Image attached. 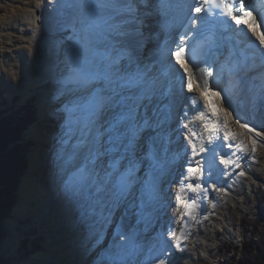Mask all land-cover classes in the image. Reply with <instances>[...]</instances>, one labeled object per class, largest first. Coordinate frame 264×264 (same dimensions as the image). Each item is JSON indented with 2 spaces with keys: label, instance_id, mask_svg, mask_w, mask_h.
Wrapping results in <instances>:
<instances>
[{
  "label": "snow or ice",
  "instance_id": "1",
  "mask_svg": "<svg viewBox=\"0 0 264 264\" xmlns=\"http://www.w3.org/2000/svg\"><path fill=\"white\" fill-rule=\"evenodd\" d=\"M41 3L42 0H36L37 7ZM186 6L190 25L186 32L203 37L209 46L211 65H196L200 73L197 86L206 106L208 96L213 95L232 107L231 99L213 91L226 74L237 94L253 93L252 106L264 110V32L254 17L253 23L242 31L250 30L258 44L249 40L245 47H240L228 35L231 31L239 36V31L230 29L229 22L252 15L255 5L246 0H189ZM173 7L174 0H60L61 27L70 30L72 37L65 49L66 68L57 81L55 97L59 101L56 112L63 121L55 153L58 189L74 206L89 243L102 246L101 264H174V250H185L188 237L184 233L179 237L175 231L150 235L155 231L156 209L171 163L167 129L172 119L173 91L168 76L172 74L180 81L186 76L187 90L193 91V70L185 59V41L189 36L181 35L171 51L167 42L159 44L153 30L154 21L166 17ZM38 20V16L31 19L33 36L39 28ZM260 23L264 24V16ZM218 28L222 29L219 34ZM222 56L226 59L221 64ZM172 59L183 74L179 69L173 71ZM213 67L218 73L215 82L209 79L214 76ZM69 92L74 98L65 103L63 97ZM29 103L31 111L22 141L30 147L34 161H38L51 113L38 97ZM193 104L199 108L196 99ZM199 115L204 119L205 112L200 111ZM241 119L236 120L241 130L264 141V130L257 131ZM215 127L223 129L225 141L239 137L227 123H217ZM250 140L255 153L258 141L253 137ZM236 148L248 151L242 139ZM192 149L195 155L194 144ZM235 155H221L220 163L226 168L239 167L232 159ZM187 172L185 179L203 175L199 163ZM239 175L246 173L241 171ZM184 188L181 182L177 201L181 200ZM187 188L207 191L202 183H189ZM195 205L196 199H192L188 215ZM109 233L111 239L106 243ZM149 240L153 243L148 248L150 255L145 257ZM13 242L17 247L23 245L19 236ZM33 255L28 264H52L44 250Z\"/></svg>",
  "mask_w": 264,
  "mask_h": 264
},
{
  "label": "rangeland",
  "instance_id": "2",
  "mask_svg": "<svg viewBox=\"0 0 264 264\" xmlns=\"http://www.w3.org/2000/svg\"><path fill=\"white\" fill-rule=\"evenodd\" d=\"M21 2V0H0V14L8 13L14 4L18 5L21 4ZM34 10H36V16L39 17L37 23L39 28L35 36H33L32 30L29 31L32 32L30 37L37 45L38 58L28 62V68L29 71L37 70L39 83H41L42 77L45 73V64L47 63L48 58L53 55V52L48 48L44 41V34L49 29L46 12L42 7L35 8ZM11 31L16 34H21L23 35V38H26L27 33L24 29L17 28ZM27 36L29 37V35ZM25 43L27 44V42ZM6 48L11 50L12 48H15V45H8ZM8 52L9 51L2 52L0 58L6 57ZM58 57L59 66L56 68L55 79H59L66 68V65H64L66 64V57L63 48L58 51L57 58ZM25 68V66H22V70H19L17 73L18 77H22L20 80L23 82L28 73ZM176 80L178 79L176 78ZM169 81L172 82L173 79ZM27 82H30V80ZM172 91V106H175V109L172 108L174 110L173 113L176 112L177 115H180V118L184 114H188V116L184 115L185 117H182L181 119L183 120L186 117H189L191 122L188 125L192 128L195 124L197 132L199 133V136H196L197 141L194 143L196 154H193V149H190L191 147L186 146L180 153L181 158L188 156L191 157L192 161L199 159V156L202 153L201 148L204 149L205 142H207V140L210 141V138L213 137L210 135L209 131L214 128L217 132L215 136L220 137L217 142L219 145H217V143L212 144L214 149L217 150L215 163L211 167L212 171H216L215 174L210 175L209 173H203V175L200 176L204 183V188L207 189L206 192H202V194L200 193L201 202H198L199 199L195 197L191 199L188 198L190 194L194 193L193 190L187 188V184L192 182L182 180L181 182H183L185 188L184 192L181 193V200L177 207L178 218H181V224H169L171 229L169 228L168 231L162 230V232L166 233L169 231H175L177 237H179L181 233H184L188 237L185 245V249L188 253L182 254L175 252L173 257L174 264H241V260L244 256L247 255L248 258H251V255L257 250L262 249L264 244V141H261V138L259 137L253 136V138L257 139L258 143L256 145L255 153L249 156L248 153L252 150V144L250 138L246 135L248 132L237 128L235 124L230 126V120L225 119L222 114L223 112L224 115H226L225 117L228 116L229 118L230 107H221L214 110L209 105L208 101L206 106V100L203 95H201L200 99H197L196 97L184 98L182 93H178V88H176L175 83H172ZM177 94L180 96L179 101L183 102L184 107L188 109L187 112L185 110V113L184 107H181V104L178 103L176 97ZM10 95L11 92L7 91V89H0V122H3L4 119L8 118L16 120V117H22L23 120H27V124L31 111V104L29 101L37 97L40 98L39 92H36L28 98H24V96L18 93L17 90L13 97ZM193 99L197 100L199 108H197L196 104H193ZM52 101L53 100L47 103L49 108L53 105ZM188 103H190V107L185 106ZM57 104L59 105V103H56V106L54 108L52 107L53 109H50L55 111L57 109ZM191 104H193V107H191ZM200 111L205 112L204 119L200 118ZM218 112L219 116H221L219 121L217 120ZM231 119L233 120L234 118ZM52 121L53 120L50 117L45 124V144L47 145V142H49L48 140H51L50 147H56L60 136L58 137L55 133L51 135V131L47 129V127L53 128L50 123ZM175 121L176 119L170 122L172 123ZM196 121L198 124H196ZM59 123H62L63 125L62 120H60ZM217 123H227L229 129L233 132L239 133L238 140H223V129H217L215 127ZM205 124L208 125L207 128H205ZM182 131H185L186 135L192 133L187 128ZM58 132L61 134L62 129L58 130ZM172 132L176 139L180 135L179 133L181 130L174 128V131ZM191 135H193V133ZM241 139L247 146V153L243 151L239 152L236 148V145L240 143ZM20 142H23L22 136ZM53 142H55V145ZM220 143H226V146L231 144L232 147L230 150H233L232 152L235 153L237 152L235 156H232L235 163L240 165L237 167V171L217 169L218 164H221V155L226 157V153H222ZM22 144L24 145V158L26 165L24 173L20 176V181L16 189L14 206L2 224L4 232L0 239V264H28L29 261L34 259L33 254L37 250L46 251L50 256V258L47 259L52 261V264H91L90 258L85 256L89 245L84 244L86 241L80 238L82 235L80 234L76 237H71V232L70 235H67L66 232H63L62 234L60 233L66 227V231H70L71 229L74 230V226L68 224V221L72 216L68 208V200L56 190L58 187L54 184V179L57 177V162L53 150L49 148L50 150L48 149L47 152H44L42 151L43 149H41L39 156L44 152L42 156V159L44 160L42 163L43 173L38 171L34 172L35 168L39 167V158L38 161H34L30 147L24 142ZM12 145L13 144H11L10 147ZM174 146H176V143H174ZM217 146L219 147L217 148ZM50 151H52V153H50ZM177 156H175V158H177ZM253 156L255 159H253ZM236 157H240V159L237 160ZM181 161L170 165L168 172H170L171 169H179L182 171L183 166L180 163ZM222 165L223 164L220 166ZM189 167L195 168L197 167V164L185 165V172H187ZM241 171L245 172L246 175L240 176L239 173ZM225 176L226 179H228L227 184H229V186L221 185V178H225ZM28 178L30 179L29 186L25 184L26 179ZM26 186L33 188L31 190ZM170 187L171 186L169 185L166 193L170 192ZM192 199H196V205L192 209L191 215H188V204L191 203L190 201ZM197 203H201L200 205L204 206L206 209L202 208L201 210ZM166 205L167 200H163L162 198L159 207L157 206L158 210L156 209V217L153 222L154 229L156 226H159L157 223V215L159 214V211L166 208ZM207 206L210 207L207 208ZM164 213L163 210L162 216ZM10 218L14 220L13 223H8ZM163 224L164 222L162 219L160 225L162 226ZM82 230L85 231V229ZM160 231L161 229H156L150 234L154 233L156 236L158 233H161ZM8 233L9 235L11 233L10 237H12V243L5 248ZM59 233L60 236L58 235ZM17 236L23 239L22 246H15L13 241ZM73 239H75V241L77 240L76 243L73 242ZM150 242L153 241L149 240L146 242L145 257L150 255L148 251V248L152 245ZM97 264H101V260H99Z\"/></svg>",
  "mask_w": 264,
  "mask_h": 264
},
{
  "label": "bare ground",
  "instance_id": "3",
  "mask_svg": "<svg viewBox=\"0 0 264 264\" xmlns=\"http://www.w3.org/2000/svg\"><path fill=\"white\" fill-rule=\"evenodd\" d=\"M21 1H22L21 4H18V5L14 4L8 13L0 14V54L4 51L5 52L9 51L8 54L6 55V57L0 58V89H7V91L11 92V95H10L11 97H13L16 94V90L18 93L22 94L24 96V98H28L29 96L35 94L36 92H39L41 100L44 101L46 104L49 101L51 102V100H53L52 101L53 105L50 106V108L53 109L56 106V103H59V101L57 99H55V97H57V88H58L57 81H58V79L54 78V76H56V68H58V66H59L58 65L59 57L57 58V55H58V51L62 50V48L65 51V49L67 48L68 44L71 41L70 37H72V33L70 30H66V29L61 27L62 18L59 16L60 0H42V3L38 7L44 8L46 15H47L46 19L49 23V25H48L49 29L44 34V41H45L46 45L48 46V48L53 52V55L50 58H48V61L45 64V73H44V76L42 77V80H41L42 82L39 83V77H38L37 70H30L29 71V68H28V62L38 58L37 45L34 43L32 38L30 37L32 32L29 31V30L33 31V25L31 24V19L33 18V16H36V13H35L36 10H34V9L38 8V7L36 6V0H21ZM188 2H189V0H174V7L168 12L167 16L166 17H158L156 19V21H154V23H153V26H154L153 30H154L155 35L158 37L159 44L165 45V42H167V49L168 50H170L171 47H173L177 43H179V37L181 36L182 28L189 24L188 23V16H187L188 8L186 6ZM37 23H38V21H37ZM251 23H253V20L249 19V24H251ZM17 28L24 29L26 31L27 35H29V37L26 35V38H23V35L16 34V33H13L11 31V30L17 29ZM168 37H171L170 42L166 41ZM25 42H27V44ZM154 44H155V42H154ZM154 44L150 45V46L154 47ZM8 45H15V48H12L13 50L12 49L8 50V48H6V47H8ZM171 63H172L174 72L176 69H179V66L175 64L174 59L171 60ZM64 65H66V64H64ZM22 66H25L26 67L25 70L28 71V73L25 76L24 82L20 80V78L22 79V77L21 76L18 77V75H17L18 71L22 70ZM180 70H182V69H179V73L181 74ZM172 79H173L172 83H175L176 88H178V93L179 92L182 93L184 98H187V97H191V98L196 97L197 99L201 98L202 94L200 92V89L198 87H196L195 85L192 84L193 91L189 92L187 90V87H186L187 79L185 82H182L179 79L176 80V76L170 74L168 76V80H172ZM29 80H30V82H27ZM175 80L177 81V83ZM213 90L220 91L221 97H225V99H231V101H232V107H230L231 110L229 111V118H228V116L225 117L226 115H224V113L222 112L224 118L230 120V123H229L230 126H233L235 124L237 126V128H239V125L236 123V120L238 118H242L241 122L247 121L250 124V126L255 127L257 131L264 130V110H261L259 107L254 108L252 106L251 97H252L253 93L248 92V91H244L242 94H237L234 91L232 86L226 87V82H225L224 78L219 81V87L214 88ZM176 97H177L178 103L181 104L182 107H184V103L179 101L180 96L177 94ZM73 98H74V94L69 92L68 94H66L63 97V100L65 103H67L68 101L72 100ZM207 101L209 102V105L214 110L219 109L221 107H229L226 102H222L221 99L216 97V96L210 95L207 98ZM58 106L59 105L57 104V107ZM185 106L190 107V103H188ZM191 107H193V104H191ZM50 108H49V111L51 113L50 117L53 120L50 123L52 124L53 128L47 127V129L51 131V135H53V133H55L59 137L61 134L58 132V130L62 129V123H59L61 119L59 117V114L56 112V110L52 111ZM237 113H239V116L237 115ZM184 115L182 117H185ZM186 116H188V114H186ZM181 118H180V115H177L176 112L173 113V109H172V120L176 119V121L172 122V123L170 122V127L167 129V132L169 130L172 131L176 127V125L180 122L179 119H181ZM231 118H234V119L232 120ZM197 121H199V120H197ZM197 121H196V124H198ZM187 129L191 131V127L189 125H188ZM215 130L216 129L214 128L213 130H211L209 132H213ZM216 133H217L216 131L213 132V134H212L213 137L210 138L211 140L209 142H208V140H207V142H205L206 144L204 146V150L202 151V153L199 156L200 158L195 159L197 161H195V160L192 161L191 157H188V156L185 158H181L179 155V158H180L179 161H181V159H182V161L180 162L183 166L182 171H180L179 169H176V170L171 169L170 172L166 173V175L164 177L163 186H162L163 187L162 198H163V200H165V199L167 200V205H166V208L159 211V214L157 215V223L159 224V226H156L155 230L161 229L160 232L166 234V232H162V230L168 231L171 224H173V225H176L178 223L181 224V218L180 219L178 218V213H177V211H178L177 207L179 205V201H177L176 196H177V193L179 191L180 183L182 180H188L192 183H202L204 186V183H203L202 178L200 176L198 178L185 179V177L188 176L187 172H185V170H186L185 165L199 163V166L201 167L203 173H204V170H207L206 171L207 174L208 173L210 175L215 174L216 171L213 170L214 171L213 172L211 167L215 163L216 153H217V150L214 151V149H213V151H212V147H213L212 144H215V142L219 141L218 139L214 138V137H216L215 136ZM191 134H187L186 139H184V138L183 139H184L185 145L187 147L188 146L191 147L190 149L192 150V145L189 144V140H190L189 137L191 136L190 138H192V137H194V135H191ZM246 135H248L249 138L254 136V134H251V133H247ZM48 141L49 142H47V145H46L45 144L46 141L44 139L42 146H41V149H43L42 151L47 152V150L50 148L51 150H53L54 157H55V153H56L59 146L56 145V147L55 146L50 147V145H51L50 141L51 140H48ZM53 144L55 145V142H53ZM200 144H201V142H200ZM220 145L222 148V153H226V157L231 155V153H233L232 152L233 150L231 151L230 150L231 148L226 146V143L225 144L220 143ZM217 147H219V146H217ZM41 149H40V151H41ZM179 149H181V147H178V150ZM173 150H174V148H173ZM44 152H42V154L38 157L39 158V164H38L39 167H36L34 172L38 171L40 173H43L42 163L44 162V160L42 159V156H43ZM179 152H181V150ZM239 152H241V151H239ZM50 153H52V151H50ZM253 154L254 153L252 152V150H250V152L248 153L249 156H251ZM47 158H49V157H47ZM179 161H177V162H179ZM40 164H41V167H40ZM220 165L221 164H218L217 169L229 170V171L230 170H235V171L238 170V168L235 165H230L227 168L224 165H222V166H220ZM245 167H247V166H245ZM54 180H55V182H54L55 186L58 187L57 177ZM31 181H33V180H31ZM24 182H25V180H24ZM29 182H30V179L28 178V179H26L25 184L27 186H29ZM227 183H228V179H226V176H225V178L224 177L221 178V185L222 186H224V185L229 186V184H227ZM169 185L171 186L170 192L166 193V190H167ZM23 187H24V185H23ZM33 187H31V188L27 187V188L32 190ZM56 190L59 191L58 188ZM37 191H38V189H37ZM202 192H205V191H202L201 189H197L194 191V193H193L194 195L190 194L189 197L188 196L187 197L189 199L194 198V197L195 198L198 197L197 198V199H199L198 202H201L200 195L202 194ZM67 204L69 205L68 208L72 214L70 220L68 221V224L70 226L71 225L74 226L73 227L74 230L71 229L70 231H66L67 230V227H66L60 233L62 234L63 232H66L67 235H70L72 233L71 237H73V236L76 237V236L81 234L82 236L80 238L84 239L86 241L84 244L89 245L88 251L86 252L85 256L90 258L91 264H97V262L99 260H102V258H101V256L103 255L102 254V246L92 245L90 243L88 244L89 241L87 239V232H86V230L85 231L82 230V229H84L82 226L80 227V224H79L78 219L76 217L77 213H76L74 206L72 205V203L70 201H68ZM197 204H198L199 208H201V210H202V208H205L204 206L200 205L201 203L200 204L197 203ZM157 206L159 207V204ZM184 207H186V206H184ZM209 207L207 206V208H209ZM163 210L165 213L162 216ZM162 219H163L164 224L161 226L160 221ZM10 222L13 223L14 220H12V218H10L8 223H10ZM60 233L58 234L59 236H60ZM10 235H11V233H10ZM10 235H9V233L7 234V238H6V242H5V248H7V246L12 243V241H11L12 237H10ZM150 235L155 236L154 233L150 234ZM110 239H111V235L109 233L105 237V242L107 243V241H109ZM76 241H75V239H73V242L76 243ZM150 243L152 244L153 242H150ZM60 244H62V243H60ZM175 252L176 253H182V254L188 253V251L186 249L184 251L175 250ZM47 258H50L49 254H48ZM83 259H84V257H83ZM180 263H182V262H180Z\"/></svg>",
  "mask_w": 264,
  "mask_h": 264
},
{
  "label": "trees",
  "instance_id": "4",
  "mask_svg": "<svg viewBox=\"0 0 264 264\" xmlns=\"http://www.w3.org/2000/svg\"><path fill=\"white\" fill-rule=\"evenodd\" d=\"M26 121L16 117V120L8 118L0 122V239L4 232L2 224L14 206L16 189L26 165L24 145L20 142ZM262 247L251 258L244 256L241 264H264V244Z\"/></svg>",
  "mask_w": 264,
  "mask_h": 264
}]
</instances>
